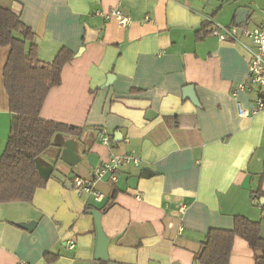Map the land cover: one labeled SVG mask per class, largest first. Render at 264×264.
Listing matches in <instances>:
<instances>
[{
    "label": "crops",
    "instance_id": "obj_1",
    "mask_svg": "<svg viewBox=\"0 0 264 264\" xmlns=\"http://www.w3.org/2000/svg\"><path fill=\"white\" fill-rule=\"evenodd\" d=\"M35 34L37 57L51 62L62 48L74 53L49 89L44 120L83 128L80 138L56 134L37 158L55 165L32 200L0 203V264H198L210 228L231 229L235 216L259 222L264 238V113L252 107L264 86L246 82L248 55L239 43L219 41L211 23L259 25L264 0H0ZM119 9L126 24L110 15ZM0 47V156L11 115ZM108 77L112 81L105 86ZM191 85L193 103L184 88ZM133 150L138 165H124L115 182L94 183L97 201L70 183L90 178L110 148ZM74 140L79 161L59 157ZM138 197H137V196ZM113 204L101 213L108 201ZM100 212L107 258L95 257ZM75 241L72 249L69 240ZM228 264H255L248 243L233 239Z\"/></svg>",
    "mask_w": 264,
    "mask_h": 264
},
{
    "label": "trees",
    "instance_id": "obj_2",
    "mask_svg": "<svg viewBox=\"0 0 264 264\" xmlns=\"http://www.w3.org/2000/svg\"><path fill=\"white\" fill-rule=\"evenodd\" d=\"M36 37L19 15L0 4V47L9 46L2 69L11 122L4 150L0 156V203L31 201L36 189L45 186L35 166L40 155L53 145L56 134L80 138L83 128L44 120L40 111L50 88L61 83V70L74 53L62 48L51 62L37 57ZM257 198L264 197L259 189ZM113 204L110 199L101 213ZM259 222L235 216L231 229L210 228L194 254L198 264H228L233 239H244L254 253L255 264H264V238Z\"/></svg>",
    "mask_w": 264,
    "mask_h": 264
},
{
    "label": "built area",
    "instance_id": "obj_3",
    "mask_svg": "<svg viewBox=\"0 0 264 264\" xmlns=\"http://www.w3.org/2000/svg\"><path fill=\"white\" fill-rule=\"evenodd\" d=\"M262 13L264 16V8L262 9ZM110 15L115 17L121 24H126L128 21L126 17L122 16L118 8L113 9ZM210 33L219 41L239 43L248 55L246 82L261 87L264 86V18L259 25L253 26L247 25L246 23L227 26L211 23ZM237 109L240 117H248L259 112L264 113V95L260 94L257 96L251 108L245 109L238 104ZM98 134L101 142L111 149L107 158L92 169L90 178L74 176L70 180L72 186L79 193L83 191L88 192L93 195L97 201H99L103 195L95 190L94 183L96 181L107 174L108 180L115 182L118 178L120 167L128 164L136 166L140 162L139 157L133 150L122 153L112 151L113 143L106 129H100ZM67 245L69 249H72L75 246V241L71 239L67 242Z\"/></svg>",
    "mask_w": 264,
    "mask_h": 264
},
{
    "label": "water",
    "instance_id": "obj_4",
    "mask_svg": "<svg viewBox=\"0 0 264 264\" xmlns=\"http://www.w3.org/2000/svg\"><path fill=\"white\" fill-rule=\"evenodd\" d=\"M247 11L245 9H239L237 10V19L236 24H241L245 22ZM112 81L108 77L107 82L105 83V86L110 84ZM184 94H187V96L190 98V100L193 103H196V98L193 93V88L191 85H188L184 88ZM60 161L64 162L67 165L73 166L79 161V155L77 152L76 144L74 140H67L63 144V148L59 157ZM35 166L43 180H47L50 173L52 172L55 165L49 164V165H41L38 160L35 162ZM259 203L262 207H264V197L259 199ZM94 218L95 223V229H96V246H95V257L98 259H106L107 258V244H108V238L106 237L105 233L103 232V229L101 227V221H100V212L97 210H90L89 211Z\"/></svg>",
    "mask_w": 264,
    "mask_h": 264
}]
</instances>
